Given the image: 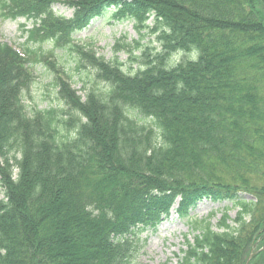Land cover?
I'll return each instance as SVG.
<instances>
[{
  "label": "trees",
  "instance_id": "trees-1",
  "mask_svg": "<svg viewBox=\"0 0 264 264\" xmlns=\"http://www.w3.org/2000/svg\"><path fill=\"white\" fill-rule=\"evenodd\" d=\"M55 3L0 0V19L31 21L29 40L77 52L106 87L80 96L55 60L0 40V264H129L139 233L202 199L237 211L188 220L177 264H245L264 244V0H67L69 19ZM110 7L163 26L162 51L144 50L133 73L72 39ZM41 59L71 112L26 110Z\"/></svg>",
  "mask_w": 264,
  "mask_h": 264
},
{
  "label": "rangeland",
  "instance_id": "rangeland-1",
  "mask_svg": "<svg viewBox=\"0 0 264 264\" xmlns=\"http://www.w3.org/2000/svg\"><path fill=\"white\" fill-rule=\"evenodd\" d=\"M66 1L56 0L51 13L56 17L71 18L74 8L68 7ZM113 13L112 7L107 8L83 29L72 34V39L74 43L92 49L98 57H103L105 60L117 58L123 64L125 72L133 73L142 66L140 61L143 60L141 54L144 50L148 49L152 55L162 51V43L158 36L163 26L151 16L146 21L144 28H136V22L133 19L129 17L115 19ZM31 28L32 22L25 21L22 17L0 19V40L7 42L19 51H24L26 47L34 49L39 56L44 55L45 61L47 59L55 60L57 68L65 72V74H58L65 79L68 76L67 79L72 88L80 96H84L91 87H106L104 82L95 78L91 66L78 61L77 52L69 50L65 45L60 47L59 43L50 39L29 40V33L25 29ZM117 40L130 42L132 45L130 51L123 48L115 52L114 45ZM135 41L138 42L137 45ZM130 56L137 57L138 61H132ZM183 57H185L183 52L173 53L167 59V63L175 64ZM45 61L41 59V61L31 62L34 79L23 91V103L26 105V110L32 113L35 108H55L58 111L62 109L71 112L58 95V88L55 85L57 72L53 73ZM137 119L145 124H152L151 119L147 117L138 115ZM2 198L3 192L0 188V199ZM176 207L177 202L172 206L169 215L155 229H145L139 233L141 247L131 258L129 264H177L181 249L184 248L183 234L186 233L190 236L188 220L202 219L212 213L211 221L215 224L224 210H227L231 217H234L237 211V208L228 200L202 199L185 217H181L175 212ZM263 250L264 244L249 252L247 258L251 254L252 256L249 260L246 258L245 264H249L250 260Z\"/></svg>",
  "mask_w": 264,
  "mask_h": 264
},
{
  "label": "clouds",
  "instance_id": "clouds-1",
  "mask_svg": "<svg viewBox=\"0 0 264 264\" xmlns=\"http://www.w3.org/2000/svg\"><path fill=\"white\" fill-rule=\"evenodd\" d=\"M196 58V55L195 54H193V56H192V59H195Z\"/></svg>",
  "mask_w": 264,
  "mask_h": 264
},
{
  "label": "water",
  "instance_id": "water-1",
  "mask_svg": "<svg viewBox=\"0 0 264 264\" xmlns=\"http://www.w3.org/2000/svg\"><path fill=\"white\" fill-rule=\"evenodd\" d=\"M251 256H252V254L247 258V260H249Z\"/></svg>",
  "mask_w": 264,
  "mask_h": 264
}]
</instances>
